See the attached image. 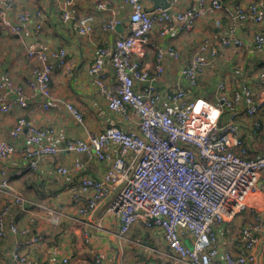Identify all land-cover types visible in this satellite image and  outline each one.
Returning <instances> with one entry per match:
<instances>
[{"label":"built area","instance_id":"built-area-1","mask_svg":"<svg viewBox=\"0 0 264 264\" xmlns=\"http://www.w3.org/2000/svg\"><path fill=\"white\" fill-rule=\"evenodd\" d=\"M88 1L107 16L99 23L103 31L115 30L120 17L128 15V33L95 47L88 74L115 121L136 122L137 129L114 121L87 130L85 137H73L55 125H38L19 115L0 136V162L9 166L18 155L21 170L42 172L43 163L50 161L58 183L66 182L64 188L77 205L80 224L112 196L108 211L119 221L120 243L127 242L138 221L156 227L168 247L165 264L264 263V208L258 207L264 197V137L258 138L264 133V67L235 59L229 70H223L222 60L223 51L250 50L253 58L264 53V0H169L166 9H148L145 0ZM206 16H213L218 31L203 39L180 67L179 76L188 87L163 94L158 83L165 65L181 58L179 48L166 39L179 30L192 31ZM45 22L42 7L18 9L14 0H0V25L24 46L28 63L22 81L10 67H0V113L32 106L50 110L62 102L83 122L84 114L53 92L54 75L72 73L74 61L68 49L43 40ZM60 22L90 37L97 18L78 16L76 0H62ZM157 26L162 42L155 46L154 63L148 66L151 33ZM107 66L118 78L115 85L106 82ZM210 72L217 75L210 98L195 95ZM244 117L251 119L249 125L241 123ZM62 153L85 158L54 165L53 159ZM92 160L108 163L100 177L89 172ZM1 170L0 241L14 237L15 242L11 250L0 246V264H69L72 253H61V247L38 251L43 237L33 232L39 219L61 226V209L21 193L5 168ZM247 212L251 218L238 230L241 247L228 249L216 227L232 225ZM25 216L27 225L22 224ZM43 253L48 256L44 263ZM93 258L94 264H112L102 253L95 252Z\"/></svg>","mask_w":264,"mask_h":264},{"label":"crops","instance_id":"crops-1","mask_svg":"<svg viewBox=\"0 0 264 264\" xmlns=\"http://www.w3.org/2000/svg\"><path fill=\"white\" fill-rule=\"evenodd\" d=\"M17 8L23 9L28 6L30 8L42 7L45 10L46 22L43 32V40L52 44L55 47H65L71 53V58L74 61V69L72 73L58 72L52 79V89L54 94L62 101L72 102L83 114L85 120L83 122L77 121L70 112L67 111L64 104L60 102L58 105L52 106L50 110L38 109L34 106L26 111L18 109L13 114L0 113V136L6 134L7 130L13 126L19 115H24L31 119L38 125H55L61 133L67 136H81L87 135V130H99L100 128L110 125L115 121V117L107 110L106 99L101 95L99 88L93 82V78L88 74L89 66L92 63L93 54L96 46L108 45L113 43L121 34L128 33L127 21L128 15L121 16V23L118 24L115 30L106 32L100 28V22L105 20L107 16L100 12L88 0H76L78 9V16L85 14H95L97 18L96 31L90 37L81 36L77 30L72 26H65L60 22L61 1L62 0H15ZM248 2L249 0H244ZM145 5L148 9L153 8L152 0H145ZM186 4H182L184 7ZM176 25L178 22L175 23ZM1 26V25H0ZM213 16H206L200 19L196 27L190 32L178 31L166 39L167 44L174 45L179 48L181 58L176 61H168L165 65V71L159 81V89L163 94H167L178 87L187 88L188 85L179 76L180 67L189 59L194 53L196 47L207 38L212 31H218V28L213 27ZM2 28V26H1ZM0 28V67H10L16 78L22 81L27 73L28 63L24 58V46L19 40L11 35H5ZM6 32V31H5ZM7 33V32H6ZM162 42L159 26L155 27L151 33V45L149 47V55L145 61L146 65H151L154 62L155 46ZM16 43L22 46L18 49ZM228 53L223 51L222 55L226 56ZM230 59L223 61L225 64L223 70H229V62L244 59L245 57L252 61L253 53L250 50L238 49L231 50ZM243 53L242 57H239ZM223 56V57H224ZM222 57V60H223ZM260 61L258 69L264 67V53H260L258 58ZM240 62V61H239ZM246 64V63H242ZM250 65V64H249ZM247 66V65H246ZM108 86L118 83V78L114 70L106 67ZM226 76L231 81H234L233 74L228 71ZM217 75L210 72L200 84L198 91H193L195 95H203L210 98L209 91L215 86ZM255 82V78L253 79ZM256 83V82H255ZM216 102L215 98H212ZM137 121L138 117L133 116ZM264 119V113L262 115ZM121 127L137 129L136 122H126L123 120H116ZM115 121V122H116ZM243 125H249L251 119L244 117L241 120ZM264 133H259L258 138L262 139ZM85 155L76 154H60L53 159L56 165H70L77 158ZM20 159L17 155L9 166L0 162L1 168H5L6 173L12 180L13 185L21 193L28 197L42 201L50 207H59L64 215L61 226L54 227L47 219H39L37 224L33 226V232L40 234L43 237V244L38 245L43 251L46 247L58 246L61 247V253H72L69 264H94V253H102L109 258L112 264H165L166 252L168 251L167 244L163 238V233L158 228L147 227L142 221L135 223L139 230L137 239L133 238V229L127 234V242L120 243L117 234L119 230V221L108 211L109 203L112 196L106 198L100 207L90 216L85 218V223H78L76 217L77 205L74 203L71 193L64 188V184H59L49 163H43L42 172H33L31 170H21ZM17 162V163H16ZM108 163H98L97 161H90L89 172L95 176H101ZM261 185L264 193V173L261 178ZM3 198L0 196V207ZM258 207L264 208V197L258 204ZM244 218V219H243ZM251 218L250 213H245L244 216L233 221L235 225L228 226L218 225L216 230L221 240L224 239L228 249L239 250L241 241L238 238V230L242 228L243 224ZM244 222V223H243ZM238 223L240 224L238 226ZM23 225L29 224L28 216H25ZM238 227L239 229H234ZM144 228L146 231H141ZM135 230V229H134ZM148 231V232H147ZM234 231V232H232ZM65 232L68 237L64 236ZM145 235L149 239L152 246L141 247L139 241L140 236ZM237 234V236H236ZM144 238V239H145ZM143 239V240H144ZM139 240V241H138ZM130 241H135V245H130ZM14 237H9L4 241H0V246L6 250H11L14 246ZM142 243H145L142 241ZM59 257V256H58ZM47 254H42V263L47 261ZM264 264V263H261Z\"/></svg>","mask_w":264,"mask_h":264},{"label":"rangeland","instance_id":"rangeland-1","mask_svg":"<svg viewBox=\"0 0 264 264\" xmlns=\"http://www.w3.org/2000/svg\"><path fill=\"white\" fill-rule=\"evenodd\" d=\"M15 1V0H14ZM16 2V1H15ZM18 5V4H17ZM44 9V8H43ZM45 11V10H44ZM16 46H17V48L18 49H22V46H20L19 44H17L16 43ZM230 56H231V53H227V55L226 56H224L223 57V61H228L229 59H230ZM260 56H258V57H256L255 59H253L254 61H252V64L250 63L251 61L250 60H248L247 58H244V59H240L239 61H240V63H247L248 65L249 64H251V66L252 67H258L259 66V64H257V63H260V61H258V58H259ZM261 64V63H260ZM253 74H255V70H253V71H251ZM231 82H233V81H231ZM251 82H252V84H255V82H254V80H253V78H252V80H251ZM201 88V87H200ZM201 96V95H200ZM72 103V102H71ZM73 104V103H72ZM16 122V121H15ZM15 124V123H14ZM13 124V125H14ZM12 127V126H11ZM11 127L7 130V132L6 133H8V131L11 129ZM54 165H56V164H54ZM56 166H59V164L58 165H56ZM54 172V171H53ZM46 205V204H45ZM54 209V208H53ZM61 212H62V215H61V218L62 219H65V215H64V213H63V211L62 210H60ZM233 225H235L234 223L232 224V226ZM240 224L238 223V226H239ZM137 226V225H136ZM134 227V229H133V238H135V239H137L136 238V236L138 235V229H137V227ZM235 229H239L238 227H234V229L233 230H235ZM141 231H142V233H143V231H146L144 228H142L141 229ZM148 232V231H147ZM232 232H234V231H232ZM236 233H238V231L236 232ZM64 236H66V237H68V233L67 232H65V234H64ZM236 236H237V234H236ZM138 238H140L141 240L139 241V244L141 245V247H145V246H152L151 245V243H150V241H149V239H147V238H145V235L143 234V236H140V237H138ZM145 238V239H144ZM144 239V240H143ZM142 241H144L145 243H142ZM135 241H130L129 242V244L130 245H135V243H134ZM187 244H189V245H191V242L190 241H188L187 242Z\"/></svg>","mask_w":264,"mask_h":264},{"label":"water","instance_id":"water-1","mask_svg":"<svg viewBox=\"0 0 264 264\" xmlns=\"http://www.w3.org/2000/svg\"><path fill=\"white\" fill-rule=\"evenodd\" d=\"M153 1V8H162L166 9L169 7L170 3L169 0H152Z\"/></svg>","mask_w":264,"mask_h":264},{"label":"trees","instance_id":"trees-1","mask_svg":"<svg viewBox=\"0 0 264 264\" xmlns=\"http://www.w3.org/2000/svg\"><path fill=\"white\" fill-rule=\"evenodd\" d=\"M0 28H1V26H0ZM2 28L4 29V31H3ZM2 28H1V30L4 32V34H5V35H9V34L6 33V32H7L6 29H5L4 27H2ZM5 31H6V32H5ZM154 56H155V54H154ZM1 197H2V196H1ZM2 198H3V197H2ZM3 200H4V199H3ZM2 203H3V201H2ZM1 206H2V205H1Z\"/></svg>","mask_w":264,"mask_h":264}]
</instances>
